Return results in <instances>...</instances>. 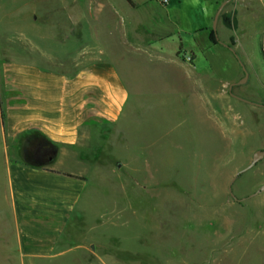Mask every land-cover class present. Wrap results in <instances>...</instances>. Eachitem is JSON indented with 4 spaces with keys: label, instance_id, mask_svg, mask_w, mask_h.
<instances>
[{
    "label": "rangeland",
    "instance_id": "obj_1",
    "mask_svg": "<svg viewBox=\"0 0 264 264\" xmlns=\"http://www.w3.org/2000/svg\"><path fill=\"white\" fill-rule=\"evenodd\" d=\"M116 1L113 22L108 0H0V68L27 66L31 42L82 48L109 59L129 94L96 161L60 164L89 178L47 258L16 252L0 147V264H264V156L239 173L264 149V108L228 95L243 73L226 48L247 75L230 93L264 106L258 37L226 38L218 17L212 44V20L191 31L138 0L144 34L123 33L131 10Z\"/></svg>",
    "mask_w": 264,
    "mask_h": 264
},
{
    "label": "crops",
    "instance_id": "obj_2",
    "mask_svg": "<svg viewBox=\"0 0 264 264\" xmlns=\"http://www.w3.org/2000/svg\"><path fill=\"white\" fill-rule=\"evenodd\" d=\"M123 1L126 10H131L124 18H131L138 4ZM223 1L166 0L161 4L158 0H138L137 3L156 9L165 18L190 19L185 24L198 32L206 29L205 20H212ZM229 2L233 5L226 14L233 20L234 32L249 34L250 43L258 37L264 58V0ZM108 6L106 17L113 20L117 1L108 0ZM122 23L121 32L144 34L137 21L128 26L124 20ZM221 27L228 32L223 36L229 37V30L222 24ZM90 30L86 32L95 33V28ZM119 30L110 25L103 31L114 34ZM29 46L27 66L4 64L0 68L4 199L10 209L16 252L29 258H47L66 217L82 200L89 178L87 172H72L60 164L90 163L96 159V152L103 153L102 148L108 143L104 131L116 123L129 94L109 59L97 53L82 48L49 51L40 42H31ZM52 65L61 68L51 70Z\"/></svg>",
    "mask_w": 264,
    "mask_h": 264
},
{
    "label": "water",
    "instance_id": "obj_3",
    "mask_svg": "<svg viewBox=\"0 0 264 264\" xmlns=\"http://www.w3.org/2000/svg\"><path fill=\"white\" fill-rule=\"evenodd\" d=\"M229 2V0H224L223 2H221L219 5H218V7H217V9L215 10V12H214V14H213V17H212V21H211V30L213 31V33H214V37H215V40L217 41V39H216V35H215V25H216V23H217V20H218V17H219V15H220V13H221V11H222V9H223V7L227 4ZM224 46V45H223ZM227 48V50L230 52V53H232V55H233V57L237 60V62H238V64H239V66H240V69H241V71H242V73H243V77H242V79L240 80V81H238V82H236V83H231L230 85H229V87H228V95L230 96V97H233V98H235V99H237V100H239V101H241V102H244V103H247V104H249V105H252V106H255V107H261V108H264V106H262V105H260V104H255V103H251V102H248V101H246V100H243V99H240V98H237V97H235V96H233L231 93H230V88L232 87V86H234V85H238V84H240V83H243L244 81H245V78H246V72H245V69H244V67H243V65L240 63V61L236 58V55L234 54V52H233V50L231 49V48H229V47H226ZM262 156H264V149L262 150V151H255L253 154H252V157H251V160H250V163H249V165H247V167H245L244 169H242L239 173H241V172H243V171H245V170H247V169H249L251 166H253ZM233 179H234V177H233ZM232 179V180H233ZM264 189V187H260V189H259V191H261V190H263ZM230 191V189H229V187H228V192ZM258 193V191L257 192H255V193H253L251 196H253V195H255V194H257ZM229 195H230V197H232V195H231V193L229 192ZM234 199V198H233ZM235 200V199H234Z\"/></svg>",
    "mask_w": 264,
    "mask_h": 264
},
{
    "label": "trees",
    "instance_id": "obj_4",
    "mask_svg": "<svg viewBox=\"0 0 264 264\" xmlns=\"http://www.w3.org/2000/svg\"><path fill=\"white\" fill-rule=\"evenodd\" d=\"M219 19H220V22L221 24L228 30H233L234 28V25H233V20H231L229 14H226V13H222L220 14L219 16ZM207 40L212 43V44H216L217 41L215 40V37H214V33L211 29L208 30L207 32ZM229 41L232 42V38L230 37L229 38Z\"/></svg>",
    "mask_w": 264,
    "mask_h": 264
},
{
    "label": "built area",
    "instance_id": "obj_5",
    "mask_svg": "<svg viewBox=\"0 0 264 264\" xmlns=\"http://www.w3.org/2000/svg\"><path fill=\"white\" fill-rule=\"evenodd\" d=\"M161 4H164L166 0H158Z\"/></svg>",
    "mask_w": 264,
    "mask_h": 264
},
{
    "label": "flooded vegetation",
    "instance_id": "obj_6",
    "mask_svg": "<svg viewBox=\"0 0 264 264\" xmlns=\"http://www.w3.org/2000/svg\"><path fill=\"white\" fill-rule=\"evenodd\" d=\"M262 151V150H261Z\"/></svg>",
    "mask_w": 264,
    "mask_h": 264
}]
</instances>
